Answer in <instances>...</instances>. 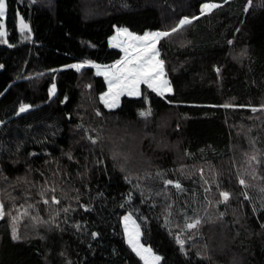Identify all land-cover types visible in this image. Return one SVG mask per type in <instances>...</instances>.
<instances>
[{
    "label": "trees",
    "instance_id": "1",
    "mask_svg": "<svg viewBox=\"0 0 264 264\" xmlns=\"http://www.w3.org/2000/svg\"><path fill=\"white\" fill-rule=\"evenodd\" d=\"M5 1L0 264H144L129 213L159 264H264V0ZM120 29L168 33L171 93L104 104Z\"/></svg>",
    "mask_w": 264,
    "mask_h": 264
},
{
    "label": "snow or ice",
    "instance_id": "2",
    "mask_svg": "<svg viewBox=\"0 0 264 264\" xmlns=\"http://www.w3.org/2000/svg\"><path fill=\"white\" fill-rule=\"evenodd\" d=\"M219 7L217 4H205L203 6L202 11H210L211 9ZM6 12V3L5 0H0V18H3L5 16ZM191 23L190 20L187 18L182 20L180 22V26L183 27L185 24ZM26 27V25H25ZM177 29H173V31H176ZM0 35H3V32H0ZM152 38L151 44H141L137 45V47H142L144 49L143 52H141L138 55H132L128 56L126 52V59L124 61L118 62V65H122V67H118L117 70L113 73V78L109 79V93H106L105 96L109 97L108 99H105V96H101V100L105 103L107 107H115L116 103L115 101L118 100L119 96L127 93L129 95L132 94H138L139 93V85L140 84H146L149 88H151L154 92H157L158 95H163V92L165 90H169L168 82L163 81L162 84H157L156 82L161 79V77L164 75L163 70V61H158L156 58L159 56V52L155 49L154 44L156 41L162 37L167 36L168 33H155V34H149ZM149 37H134L136 40H142V39H148ZM73 67H76L79 69L80 65H74ZM117 67V66H113ZM116 87L117 90L113 91V87ZM110 100L113 101L110 103ZM225 107H228V105H225ZM22 112L27 110V107H22L20 109ZM253 112L259 111L261 109L252 108ZM150 114V112L148 113ZM141 115H146L145 113H141ZM91 140L92 138L89 137ZM92 143H96V140H92ZM252 160H257L255 156L251 157ZM259 163V161H257ZM165 185H172L176 189H181V185L179 182H173L172 180H165ZM240 185L247 186L244 179L239 180ZM51 191H55V189H52ZM264 191V189H262ZM43 195V193H42ZM220 195L223 197L224 201L226 202L230 198V193L224 191L221 192ZM242 195L247 198L246 193H242ZM53 202L59 203V200L56 199L55 196H52L50 198ZM49 201L45 200L44 203L47 204ZM64 211H67V208L64 209ZM5 215L4 212V206L2 203H0V219H3ZM191 222H187L185 224V227L189 230L196 229L197 226L201 223L199 218H188ZM131 220V217H125L126 221V231L128 233V243L132 246L133 250L137 252V255L141 257L142 260L145 261V264H155L156 261L160 260L159 256H155L152 254V251L150 248H145L143 245L139 243V227L135 224V222H132L131 229L127 228V222ZM14 238H18L14 235ZM178 243L183 247L184 241L177 237Z\"/></svg>",
    "mask_w": 264,
    "mask_h": 264
},
{
    "label": "rangeland",
    "instance_id": "3",
    "mask_svg": "<svg viewBox=\"0 0 264 264\" xmlns=\"http://www.w3.org/2000/svg\"><path fill=\"white\" fill-rule=\"evenodd\" d=\"M5 3H6V1H5ZM5 25H6V12H5V16H4L3 18H1L0 32H3V35H0V36H2V37H6V34H7V31H6V27H5ZM25 25H26V22L23 20L22 17H20V19H19V26H20V28H21V29H27L28 26L26 25V27H25ZM149 34H155V33H154V32H151V31H148V32H146V33H144V34H135V33H132L131 31H129V30H127V29H120V30H118L117 34H116L115 37L113 38V44L116 45L117 47H120L121 49H123L125 56H124V59H122V61H124V60L126 59V52H127L128 50L132 51V53H133V54H131L130 56H132V55H138V54H140L141 52H143L144 49H143L142 47H137V45H141V44H151V43H152V38L150 37ZM119 36H121L123 39H125V41L123 42L124 44H121V43H119V42H116V38L119 37ZM134 37H141V38L149 37V38H148V39H142V40H136V39H134ZM156 42H157V41H156ZM154 47H155V49L159 52V50H158V45H157L156 43L154 44ZM127 55L129 56V53H128V52H127ZM156 59H157L158 61H162V59H161V57H160V54H159V56H158ZM94 67H95V70H96L97 75H103V76L105 77L106 82H107V86H108V89H107V92H106V93H109V84H108V81H109V79H112V78H113V72L110 71V70L108 71L107 69H104L103 67H99V66H94ZM119 67H122V65H120ZM102 68H103V69H102ZM114 68H116V67H114ZM117 68H118V65H117ZM116 70H117V69H116ZM163 70H164V69H163ZM163 81H167V82H168V87L170 88V91H169V90H165V91L163 92V94L171 93L172 88H171V86H170V84H169V81H168L167 78L165 77V73H164V75L161 77V79H160L159 81H157L156 83H157V84H162ZM116 90H117V88L114 86V87H113V91H116ZM140 91H141V84L139 85V93H138V94H132V95H129V94H128V96L138 97V96H140ZM106 93H105V94H106ZM105 94H104L103 96H105ZM125 94H127V93H125ZM121 96H122V95H121ZM121 96H119L118 100L115 101L116 106L118 105V102H119ZM108 98H109V97L105 96V99H108ZM112 102H113V101L110 100V103H112ZM104 104H105V103H104ZM116 106H115V107H116ZM108 108H114V107H108ZM129 216L131 217V220L127 222V228H128V229H131V227H132V222L134 221L135 224L138 225V227H139V233H140V236H139V243H140L141 245H143V247H145V248H150V247H148V246H145V245L142 243V241H141L142 231H141V228H140L139 224L137 223V221H136L134 215H132V214L129 213V214H127L125 217H129ZM125 217H124L123 223H124V228H125V233H126V240H127V242H128V233H127V231H126V221H125ZM128 244H129V243H128ZM129 245H130V244H129ZM130 247L132 248L131 245H130ZM132 249H133V248H132ZM150 249H151V248H150ZM151 251H152V249H151ZM134 252L137 254L136 251H134ZM152 254L155 255V256H158V255H157L156 253H154L153 251H152ZM138 256H139V255H138ZM139 257H140V256H139ZM140 258H141V257H140ZM142 261H143L144 264H145V261H144V260H142ZM159 262H160V260H159V261H156L155 264H159Z\"/></svg>",
    "mask_w": 264,
    "mask_h": 264
},
{
    "label": "built area",
    "instance_id": "4",
    "mask_svg": "<svg viewBox=\"0 0 264 264\" xmlns=\"http://www.w3.org/2000/svg\"><path fill=\"white\" fill-rule=\"evenodd\" d=\"M208 4H214V3L211 2V3H208ZM157 33H162V32H157ZM162 37H163V36H162ZM162 37H160V38H162ZM160 38H159V39H160ZM159 39H158V40H159ZM116 41L119 42V43L124 44L123 42L125 41V39H123L121 36H119V37L116 38ZM128 53H129V56H130L131 54H133L132 51H130V50H128ZM117 65H118V64H117ZM117 65H116V66H117ZM118 66H119V65H118ZM74 68H75L77 71H80V70H81V67H80L79 69H77L76 67H74ZM116 69H117V67H116V68H114V67L107 68L108 71L110 70V71H112L113 73L116 71ZM52 91L54 92L55 90L52 89ZM21 108H22V107H21Z\"/></svg>",
    "mask_w": 264,
    "mask_h": 264
},
{
    "label": "crops",
    "instance_id": "5",
    "mask_svg": "<svg viewBox=\"0 0 264 264\" xmlns=\"http://www.w3.org/2000/svg\"><path fill=\"white\" fill-rule=\"evenodd\" d=\"M124 95H128V94H123V95L121 96V98H120V100H119V102H118V105L120 104L121 99H122V97H123ZM118 105H117V106H118Z\"/></svg>",
    "mask_w": 264,
    "mask_h": 264
},
{
    "label": "bare ground",
    "instance_id": "6",
    "mask_svg": "<svg viewBox=\"0 0 264 264\" xmlns=\"http://www.w3.org/2000/svg\"><path fill=\"white\" fill-rule=\"evenodd\" d=\"M208 12V11H207Z\"/></svg>",
    "mask_w": 264,
    "mask_h": 264
}]
</instances>
